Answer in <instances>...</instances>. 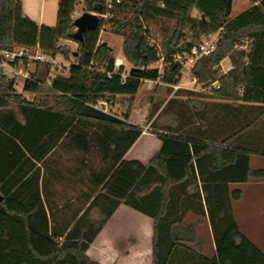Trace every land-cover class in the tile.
Wrapping results in <instances>:
<instances>
[{
  "label": "trees",
  "instance_id": "trees-1",
  "mask_svg": "<svg viewBox=\"0 0 264 264\" xmlns=\"http://www.w3.org/2000/svg\"><path fill=\"white\" fill-rule=\"evenodd\" d=\"M77 2L58 0L57 23L48 27L26 18L19 0H0V49L38 47L49 57L61 55L72 63L67 76L58 74L49 85H23L31 93L49 89L59 98L52 105L27 102L17 93L16 83L0 74V109L15 104L23 117L20 121L13 112L0 115V264H99L87 249L100 227L92 230L86 218L100 197L124 201L153 219L152 264H264V252L241 232L232 212V201L241 191H231L229 184L264 178V168L251 169L247 151L229 140L209 142L164 131L157 134L161 145L147 165L125 160L141 129L129 123L128 114L120 119L93 107L100 98L112 103L117 95L137 94L146 80L174 84L182 67L173 55L219 30L216 50L192 69L197 83L209 86L218 80L216 67L228 58L233 69L210 91L232 101L264 104V0H254L234 18H229L223 0H121L111 8L105 0H83L88 11L101 16L98 28L84 33L83 41L72 37ZM103 20L123 38V56L132 64L128 72L116 65L112 47L100 40ZM164 21L175 25L162 54L151 42L150 23L163 27ZM187 33L190 40L183 48L180 42ZM60 40L75 41L78 48L70 51L58 45ZM162 58V68L153 67ZM46 80L47 75L41 77ZM72 121L119 126L127 144L121 150L119 136H95L100 147L111 151L114 169L107 179L93 178L103 184L104 193L93 198L66 232L51 226L39 174L29 172V167L32 157L40 159L47 151L43 137L67 130ZM72 140L84 150L91 145L90 137L81 132ZM189 211L207 217L213 257L205 255L195 225L186 221Z\"/></svg>",
  "mask_w": 264,
  "mask_h": 264
},
{
  "label": "rangeland",
  "instance_id": "rangeland-1",
  "mask_svg": "<svg viewBox=\"0 0 264 264\" xmlns=\"http://www.w3.org/2000/svg\"><path fill=\"white\" fill-rule=\"evenodd\" d=\"M19 2L28 19L40 22L41 25L48 27L56 25L58 0H19ZM253 4H255L254 0H233L229 18L236 17ZM86 11L88 10L83 0H78L74 16H72L73 19L75 20L80 17ZM193 16H198L197 11L193 12ZM103 21L104 25L100 32L101 42H106L112 47L116 62L118 59H124L122 50L123 38L112 32L111 24L105 20ZM174 25V21H164L163 27H160L156 23H150L151 42L157 45L162 54L165 45L172 36ZM189 40L190 35L187 33L182 38L180 46L184 48ZM58 45L66 47L70 51L78 48V44L72 40H60ZM55 59L59 62L68 61L61 55H57ZM68 62L71 63V61ZM222 62L224 65H227L230 63V60L226 58ZM120 65L125 67L126 72L132 68V64L125 59L123 60V64ZM153 67L161 69V61L155 63ZM31 69L38 70L41 77L48 75V73L51 76L58 74L63 76L68 75L67 69L64 72H58L54 66L48 63L33 65ZM16 91L30 103L43 100L45 103L52 105L59 102V98L53 95L47 88H42L37 93H31L24 91L23 83L19 82L16 85ZM113 100L114 102L110 103L109 111L120 119H123L128 114L129 123L137 125L141 129L140 139L128 148L130 150V158L133 160H138L147 165L159 150V142L161 140L157 134L171 131L174 134L181 133L205 139L209 142L229 140L228 142L231 145L248 152L252 170L264 168V104L262 103L232 101L217 97L210 89H203L200 84H194L190 75L182 80L181 88L176 89L167 84H155L147 80L142 83L137 94L133 96L117 95ZM8 112H13L20 121H23V117L15 104H11L6 109H0V115H5ZM81 131L89 134L91 139L88 156H91L93 159H88L86 182H89V188L92 189L93 174L102 173L97 172L98 167L101 166L97 158L107 151L103 147L97 148L95 136H101L105 133L114 134V137L119 136L122 140L120 142L122 150L127 144L126 134L119 126H96L94 124H83L79 121H72L70 132L76 133ZM233 189L241 190L239 199L232 201V212L236 221L240 224L241 230L245 234H248L249 238L264 250V178L250 177L249 181L244 184L230 185V190ZM92 191H95V189ZM92 191L90 190L88 194L89 203L96 195ZM139 199L137 198V201ZM83 206L80 205V209ZM137 212L142 214L139 210ZM88 216L89 225L93 226L92 230L105 223V218L96 207H93L89 211ZM143 219L145 218L143 217ZM143 219H136V233L135 236L133 235L136 243H139L137 244L138 249L135 256V264H152L151 230L150 232L147 230L146 232L145 230L143 231V227H147ZM185 219L187 222L195 225L197 235L203 240L205 255L213 257L215 247L207 218L189 211ZM147 241L149 243L148 246H144L143 242ZM187 244L194 247L193 243Z\"/></svg>",
  "mask_w": 264,
  "mask_h": 264
},
{
  "label": "crops",
  "instance_id": "crops-1",
  "mask_svg": "<svg viewBox=\"0 0 264 264\" xmlns=\"http://www.w3.org/2000/svg\"><path fill=\"white\" fill-rule=\"evenodd\" d=\"M24 16L27 18L25 14ZM35 22L41 26L40 22ZM124 59H118L116 64H123ZM70 129L71 126L69 125L67 130L56 131L49 136H44L43 138L47 139L48 143L47 151L40 159L36 158V156L32 157V162L34 164H32L33 166L31 169L29 167V172L35 171L39 174V190L51 226L56 229H65L66 232L72 227L73 223L82 216L83 212L88 207V194L90 190L92 191L95 189V191L92 192H95L96 195L98 193H104L101 191L103 184H96L93 179V183H91L92 189L89 188V182H86V170H88V159L92 160L93 158L88 156L89 149L84 150L73 142L72 139L78 132L71 133L69 132ZM81 133L86 134L87 137L89 136L85 131H81ZM101 136L104 137L105 135L103 134ZM139 139L140 137L137 138L134 144ZM159 144L161 145V142H159ZM97 148H100L98 143ZM123 159L133 160L130 158V150L126 151ZM97 160H99L101 164L97 172L102 173L93 174L92 178H101L103 176H105L106 179L109 178L114 169L111 151L104 152ZM244 183L246 182L230 183L229 187L232 184ZM99 201V205L96 208L101 211V214L105 218V223L100 226V229L89 244L87 255L92 261L99 264H135V256L138 249L137 244H139L134 240L136 219L145 218L143 221L147 224V227H143V231L145 230L146 232L147 230L150 232L151 230L150 242L152 245V218L146 216L144 213L141 214L137 212L134 206L124 201L116 202L112 199L106 200L104 197H100ZM80 205H84L82 209H80ZM88 217L87 215V218ZM87 218L86 222L88 221ZM238 225L241 230L242 228L239 223ZM241 232L249 238L248 234H245L242 230ZM251 241L264 252L260 245L253 240ZM143 243L145 244L144 246H148L149 244L148 241Z\"/></svg>",
  "mask_w": 264,
  "mask_h": 264
},
{
  "label": "built area",
  "instance_id": "built-area-1",
  "mask_svg": "<svg viewBox=\"0 0 264 264\" xmlns=\"http://www.w3.org/2000/svg\"><path fill=\"white\" fill-rule=\"evenodd\" d=\"M114 1L120 3L121 0H105V4L108 8H111ZM74 16V13H73ZM101 17V16H100ZM104 19H107L108 14L102 15ZM222 30L216 33L210 34L203 37L200 42L192 46L189 50L177 52L173 55L175 62H177L181 67V74L178 76V80L174 84H169L162 82L161 80H148L152 83L158 84L163 83L174 88H181V82L187 76H191V80L194 84L197 83L196 77L192 74V69L195 67L196 63L203 56L209 55L214 52L218 46L220 33ZM40 63H48L54 66L58 72H64V70H69L72 63L70 62H59L55 58L49 57L44 54L38 47L27 48V47H14L12 49H0V74H2L7 80H13L16 85L22 82L23 85L26 82H33L40 84L42 86L49 85L51 81L54 80V76L48 73L46 82L41 81L40 74L37 73L38 70H32L33 65ZM163 65V58L161 60ZM233 69L231 63L224 65L223 62L216 67L217 77L214 83L209 86H202L203 89H210V87H217L219 79L227 75ZM147 81V80H146ZM110 100L105 98L97 99L94 108L99 109L105 113H111L109 111ZM112 114V113H111ZM143 132V131H142Z\"/></svg>",
  "mask_w": 264,
  "mask_h": 264
},
{
  "label": "water",
  "instance_id": "water-1",
  "mask_svg": "<svg viewBox=\"0 0 264 264\" xmlns=\"http://www.w3.org/2000/svg\"><path fill=\"white\" fill-rule=\"evenodd\" d=\"M226 12L230 14L233 0H223ZM100 24V15L95 11H86L74 20L76 30L72 33L73 39L83 41V35L89 30H95Z\"/></svg>",
  "mask_w": 264,
  "mask_h": 264
}]
</instances>
